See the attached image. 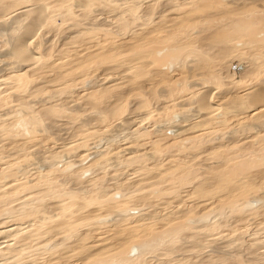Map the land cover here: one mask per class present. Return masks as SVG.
<instances>
[{
	"label": "rangeland",
	"instance_id": "rangeland-1",
	"mask_svg": "<svg viewBox=\"0 0 264 264\" xmlns=\"http://www.w3.org/2000/svg\"><path fill=\"white\" fill-rule=\"evenodd\" d=\"M260 187L264 0H0V264H264Z\"/></svg>",
	"mask_w": 264,
	"mask_h": 264
},
{
	"label": "bare ground",
	"instance_id": "bare-ground-1",
	"mask_svg": "<svg viewBox=\"0 0 264 264\" xmlns=\"http://www.w3.org/2000/svg\"><path fill=\"white\" fill-rule=\"evenodd\" d=\"M162 18H163V16H162ZM168 22V21H167ZM29 25V24H28ZM13 42V41H12ZM23 44V43H22ZM19 45V44H18ZM20 45H21V43H20ZM19 47V48H18ZM17 48V51H19L18 52V55L20 56V57H22V56H24V55H26V53H28L29 52V50H30V44H29V40L26 42V43H24L21 47L20 46H18ZM172 68V65H171V67H169V70ZM165 69H168V67L167 66H165ZM242 74V73H241ZM2 80V79H1ZM212 91V90H211ZM242 95V94H241ZM244 96V95H243ZM197 98H198V96H196ZM200 98V97H199ZM208 98H209V96H208ZM256 98V97H255ZM195 99V98H194ZM248 99V98H247ZM250 99V98H249ZM197 100V99H196ZM196 100H194V101H196ZM198 101H200V100H198ZM113 111V110H112ZM112 111H111V113H112ZM102 114V113H101ZM107 114H108V112H107ZM105 115H106V113H105ZM105 117V116H104ZM143 119H145V118H141V120H143ZM140 120V121H141ZM177 122V121H176ZM127 124H129V123H127ZM138 124V123H137ZM176 125V124H175ZM174 126V125H173ZM175 127H178V126H175ZM177 129V128H176ZM113 132V130L111 129L110 130V133L112 134V132ZM115 133V132H114ZM113 133V134H114ZM108 134V133H107ZM115 136V135H114ZM98 150V149H97ZM90 151V150H89ZM96 152V149H93L91 152H89V153H95ZM98 157V156H97ZM65 178V177H64ZM67 179V178H66ZM7 184V183H6ZM5 185V184H4ZM260 188H262V193H264V188L263 187H260ZM199 190V189H198ZM253 199L254 200H256V201H259L260 199H262V197L261 196H254L253 197ZM68 206L69 205H65L63 208H61L60 210H62L63 209V211H65V209H67L68 208ZM59 210V211H60ZM58 212V211H57ZM169 212V211H168ZM62 213V212H61ZM55 214H56V212H54V213H52V214H50V215H47L45 218H49V220H50V218H54V216H55ZM118 215L119 214H116V215H112V214H108V215H103V216H111L110 217V221H105V222H102L101 220L102 219H105L106 217H103V216H101V217H98L99 219H97L96 221L98 222V224L99 223H101V224H99V225H114V224H116V223H118V220H119V217H118ZM168 216V215H167ZM25 218V217H24ZM32 219V218H31ZM39 220V221H38ZM38 220H36V222H40V220L42 221V219H40V218H38ZM5 222H7V221H4V223ZM32 223H28L27 225H24V226H18V225H15V224H8V225H3L2 227L0 226V234L1 233H8V232H10V231H15V232H19V231H21V230H23V229H27V227L28 226H30L31 224H34L33 223V221H31ZM35 222V223H36ZM120 223V222H119ZM36 225V224H35ZM38 225V224H37ZM31 226H33V225H31ZM29 228V227H28ZM37 228H39V227H37ZM47 228H49V227H47ZM264 228V227H263ZM33 229V228H32ZM46 229V228H45ZM34 230V229H33ZM43 230V229H42ZM257 230V229H256ZM259 230H261V228L259 229ZM36 231V230H35ZM40 231V230H39ZM39 231H36V232H39ZM45 232L44 233H47L46 232V230H44ZM41 232V231H40ZM40 232H39V234H40ZM43 232V231H42ZM258 232V231H257ZM257 232L255 231L254 233H255V235H257ZM259 234H263V232L261 233V232H258ZM16 234V233H15ZM38 234V235H39ZM49 234V233H48ZM253 234V233H252ZM252 234H250V235H252ZM6 235V234H5ZM12 235H14V234H12L11 233V236ZM42 235V234H41ZM8 236V235H7ZM43 237H44V235H42ZM253 236H254V234H253ZM9 237V236H8ZM36 237V236H35ZM128 237V236H127ZM255 237V236H254ZM260 237V236H259ZM13 238V237H12ZM11 238V239H12ZM31 238H32V236H31ZM30 238V239H31ZM181 238V237H180ZM186 238V237H185ZM200 238V237H199ZM262 238V237H261ZM33 239V238H32ZM35 239V238H34ZM121 239V238H120ZM189 239V238H188ZM196 239V238H195ZM186 240V239H185ZM184 240V241H185ZM197 240V239H196ZM243 240V239H242ZM9 241V240H8ZM33 241V240H32ZM31 241V242H32ZM191 241H192V239H191ZM197 241H199V240H197ZM231 241V240H230ZM7 241H4V240H2V241H0V248L1 247H3V246H6L8 243H6ZM83 242V241H82ZM83 244V243H82ZM206 244V243H205ZM210 244V243H209ZM231 244V243H230ZM207 245V244H206ZM9 246V245H8ZM55 246V245H54ZM54 246H53V248H54ZM215 247V246H214ZM22 248V247H21ZM50 248H52V247H50ZM65 248V247H64ZM177 248V247H176ZM175 248V249H176ZM178 249V248H177ZM176 249V250H177ZM183 249V248H182ZM175 250V251H176ZM18 251V250H17ZM45 251V250H44ZM174 251V252H175ZM179 251H180V249H179ZM182 251V250H181ZM180 251V252H181ZM185 251V250H184ZM20 252V251H19ZM178 252V251H177ZM242 252H243V250H242ZM244 252H247V251H244ZM251 252V251H250ZM249 251H248V253L247 254H249L250 253ZM6 253H8V252H6ZM13 253V252H12ZM58 253V252H57ZM56 253V254H57ZM176 253V252H175ZM52 254V253H51ZM245 256H247V255H245ZM5 257H7V256H5ZM248 257H251V255L250 256H248ZM186 258H188V257H186ZM215 258V257H214ZM214 258H212V257H206V258H199V259H191V258H188L187 259V261L188 260H191V261H194V262H198V263H202V264H213V263H215L216 262V260H219V259H214ZM35 259H37V257L35 258ZM250 259V258H249ZM182 260V259H181ZM183 261V260H182ZM184 261H185V259H184ZM190 261V262H191ZM36 262H37V260H36ZM167 262V261H166ZM165 262V263H166ZM179 262H180V260H179ZM218 262V261H217ZM149 263V262H148ZM154 263V262H153ZM158 263V262H157ZM176 263V262H175ZM175 263H172V264H175ZM178 263V262H177ZM22 264V263H21ZM33 264V263H32ZM34 264H35V262H34ZM151 264V263H150ZM166 264H171L170 262H168V263H166Z\"/></svg>",
	"mask_w": 264,
	"mask_h": 264
},
{
	"label": "flooded vegetation",
	"instance_id": "flooded-vegetation-1",
	"mask_svg": "<svg viewBox=\"0 0 264 264\" xmlns=\"http://www.w3.org/2000/svg\"><path fill=\"white\" fill-rule=\"evenodd\" d=\"M173 66V64H171Z\"/></svg>",
	"mask_w": 264,
	"mask_h": 264
}]
</instances>
